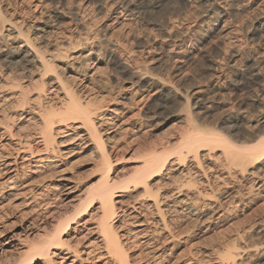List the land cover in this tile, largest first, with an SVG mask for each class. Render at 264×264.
I'll list each match as a JSON object with an SVG mask.
<instances>
[{
    "label": "bare ground",
    "instance_id": "obj_1",
    "mask_svg": "<svg viewBox=\"0 0 264 264\" xmlns=\"http://www.w3.org/2000/svg\"><path fill=\"white\" fill-rule=\"evenodd\" d=\"M9 1L12 7L7 8ZM63 1L0 0V144L12 142L7 151H2L0 145V176L5 179L0 182V198L4 196L3 201L7 202L0 203V211L13 199L21 201L12 204L15 212L32 203L38 209L52 208L58 200L45 193V189L38 190L36 197H26L24 192L30 185L18 190L16 175L23 166L31 165L37 184L57 177L59 182L53 185L55 195L63 197V209L46 226V223L39 226L41 219L34 214L35 208L32 211L30 207L29 214L24 213L28 209L22 212L32 217L25 220L20 210V219L24 220L6 233L8 224L0 212V264H76L81 262V254L85 261L102 258L103 264H131L124 245L134 239H139L142 245L154 243L150 247V252L153 251L150 264H178L183 255L175 254L181 248L184 252L183 239L195 242H188L190 247L225 225L224 233L220 230V234L219 231L211 234L217 239L214 245L210 242L213 246L209 244L211 247L205 253L213 257L212 264H264V68L256 64L259 53L247 59L256 61L254 69L247 67V71H239L231 87H218L217 92L220 97L239 92L242 97L238 105L253 108L256 118L249 112L233 110L234 105L230 107L223 100L206 106L196 97L194 100L200 102L191 103L186 93L182 99L187 127L157 144L142 141L135 151L137 166L126 171L121 167L124 160L120 162L121 158L113 155L114 147L108 145L104 133H122L127 147L147 134L148 126L144 118H135L136 112L122 126L123 120L119 123L116 119L133 101L138 91L132 88L134 83L127 81L126 87L116 81L107 89L104 80L108 77L103 80L108 63L114 70L128 73L117 59L107 63L105 47L114 55L119 54L124 46L114 38L130 34L126 29V23L132 20L129 17L140 11L151 12L164 1L170 2L166 5L170 12L162 22L156 23V17L151 28L160 27L168 40L174 38L166 45L170 52L173 50L172 59L176 63L186 65L198 56L202 45L216 44L222 56L220 61L204 58L212 74L221 71L222 61L226 59L242 69L246 66L243 55L239 54L243 38L230 21L231 11L254 14L253 29H263L264 0H76L69 8V15L64 11ZM87 9L93 14L105 11L106 21L99 29L84 18ZM65 18L68 25L63 27L61 21ZM149 50L141 52L149 55ZM152 60L146 58L147 65L144 62L143 65L148 67ZM145 66L131 68L134 71L131 75L147 78L153 70ZM213 107L220 109L218 117L212 116L220 129L196 121L200 112L206 114ZM178 115L167 117L155 129ZM57 136L60 142L55 140ZM62 140L67 144L77 141L96 156V182L88 186L85 183V189L74 197H71L74 187L69 186L71 179L66 177L58 159L61 151L57 147L62 146ZM127 224L131 228L119 233ZM83 233H93L96 245L84 241Z\"/></svg>",
    "mask_w": 264,
    "mask_h": 264
},
{
    "label": "rangeland",
    "instance_id": "obj_2",
    "mask_svg": "<svg viewBox=\"0 0 264 264\" xmlns=\"http://www.w3.org/2000/svg\"><path fill=\"white\" fill-rule=\"evenodd\" d=\"M64 1H63V8H64V11H67L66 13L68 14V11H69V8L71 7V5H73V3L77 2L78 0L77 1L76 0H68L69 2L67 0H64ZM93 1H97V0H93ZM113 1H115V0H113ZM4 2H5V0H4ZM6 2H7V0H6ZM66 2H68V3H66ZM164 2L161 3L160 7L156 8V9H153L151 12H149V10L144 11L146 13H143V11H140L141 13H139V14H135V15L130 16V17L128 16L129 18L132 19L130 21V23H128V22L126 23L128 25V26L126 25V27H127L126 29H128L130 31V34L129 35L127 34L126 37L124 35H123L124 37L123 36L122 37H118L119 39L118 38L117 39L114 38L116 41H118V40L121 41V42L118 41L120 46H122V47L124 46L123 48H121L124 53H122L121 52L122 50H120V53L123 56L121 55V57H119L120 53L119 54L116 53L114 55L111 52V50H109V47L106 46L108 48V49H106V47L103 44V46L106 49V51L104 49V52L106 53V54L104 53V55H105L106 60L108 59L107 63H108L109 60H114L115 59V61H116V59H117L118 64L119 65H123L125 67V68L124 67H121V68H124L130 74L129 75L128 73L127 74L125 73V75H124V73H121L119 71L114 70L113 66L108 63V65H110V66L107 65L109 68H107L106 71H108V72H107L106 75H104L105 77H103V80L106 77H108V78L105 79L106 81L104 80V82L106 83L105 85L103 83L104 87H106L107 89H110V88H112L113 85L116 84V81H117V83L119 85H121V83H124L122 85H125L127 87V86H129L128 83H130L132 81V83H134L132 88H134L135 90H138L136 95L133 97L134 99H132L133 101H131V104L129 103L128 106H125L126 109H124V111L121 112L122 114L120 113L118 115L119 118L118 117L116 118L117 121L120 120L119 123H121L122 120H123V123L120 124V126H122L124 124V122L126 123L125 119H127L128 116H130L131 114H135V112H136V114L134 115L135 118H136V116H137V119H139V118L143 119L144 118V122H146L145 125L148 126V128H146V130H145V131H147L146 133L148 135L144 134V136L136 139L139 142L138 141H136V142L133 141V142L128 143L127 147H125L126 146V143H125L126 142V138H125L126 136H124L122 133H120L118 131L112 132L110 134H109L108 131L104 133L105 134V138L108 137V143H109L108 145H110V146L113 145V147H114L113 148L114 149V154L113 155L116 156L117 158L118 157L121 158V159H118V161L121 162L122 159H123L124 162L126 163V165H125V163L121 164V167L123 168V170L125 169V171H126V169L130 170L132 167H136L137 166V162H136L137 161V159H136L137 157L136 156L138 155L137 154L138 152H135V151L139 150L137 148L140 147V145H142V144H140V143H142V141L144 143H146V144L148 142L151 143V144H157V143L162 142V141L166 140L167 138L171 137V135L172 136H174V134L178 135V133H180L183 130V128L185 129L187 127L186 126L187 125L186 121H184L185 119H183L184 118L183 117L184 116L183 112H184L185 106H183L184 105V101L182 99V98H184V94H186V93L190 96V99H192L191 103H194V102L197 101V100H194V98H196V97H198L199 100L204 102L203 104H206V106H209L211 104H213V106H214L215 101L216 102H220L221 100H223V102H225V104L228 105V106L230 105V107H231V105L232 106L234 105L233 110L235 109V111L239 110V111L249 112V115L253 116V118H256V116H257V114L254 113L255 111L253 110V108H251L249 106H242L241 107L240 105H238L239 104V102H238L239 98L242 97V96L240 97L241 94H239V92H235L234 91L229 96L228 95H225V97L221 96L223 99L220 97V95L217 94L219 88L231 87L230 85L234 84L233 83V79L235 80L238 77V74L240 73L239 71L242 70V72H245V71L248 70L249 67H252L251 69H254L253 65H254V63L256 61L253 63V61H248L247 60V59L251 58L250 57L251 55H253V54L258 52L259 55H256L257 58L255 57L257 59V63L256 64L259 63L258 65H260V67L264 68V53H263V48H264V45H263L264 44V40H263V38H264V28L263 29H261V28L258 29V28L255 27L253 29L254 14L249 13V12H243L245 14L241 13L242 15H244V16H242L241 14H236L234 11H231L232 14H231L230 21L232 22V25L237 26L236 28L239 29V32L242 35L241 37L243 38L241 40L242 41L241 42L242 45L240 44L241 49L239 51V54L243 55L242 58L244 57L245 60L242 59V62H244V64L246 66L241 69V68L237 67L236 64L234 65L233 62L229 63L227 61L228 59H226L225 61H222L223 63L221 64V68H222L221 71L214 75V73L212 74L208 70V68L205 66L206 65V61L205 60L211 58V59H216V60L220 61L222 56H221V53L218 51L219 47L216 44H205V45H202L200 47V49H201L199 51L200 53L199 52L197 53L198 56L192 61L193 63L192 62H188L186 65H185V63L183 65V64L176 63L174 61V59H172V58L175 57V55L173 53V50H171V52H170V49H169V47L167 45L170 44V41L173 40L174 38L171 39V40H168L164 36L165 34H163L164 31L160 30L161 29L160 27L151 28L152 27V23L154 22V19L156 17L158 18V19L156 18L157 20L155 19L156 23H159V21L162 22L163 19H166V17H167L166 15H168V13L170 12L169 10L167 11L168 8H166L167 3H170V2H166V1H164ZM7 3H9L8 7H7V5H8ZM7 3L4 4L7 8L12 7L10 1L7 2ZM65 8H67L68 10L67 9L65 10ZM52 9L54 10V8H52V6L49 7V10L52 11ZM88 10L89 9H87V11ZM87 11H85L86 15L85 14H84L85 16L83 15L84 18L85 19L88 18L86 20H88V21L90 20L89 23L91 21L93 23L96 21L94 24L91 22V26L92 27L94 26L96 29H99V26L101 27V24H103L106 21V19H105L106 18L105 11H103V13L100 12V14H99V12L93 14V13H91L90 10H89V12H87ZM181 12H183V10H181ZM181 12H178V14H179V16L183 17V15L180 14ZM143 14H145V15H143ZM164 14H165V16H164ZM68 15H67V18L69 17ZM236 15H238L239 17L236 16ZM161 16H163V17H161ZM96 17H97V19H96ZM103 17H105V18H103ZM67 18H65V19H63L61 21L63 27H66L68 25L67 24L68 23V19ZM135 20H136V22H135ZM61 22H60V24H61ZM100 22H102V23H100ZM151 29H153V30H151ZM154 29H157V30H154ZM158 31H160L162 33V35L159 34ZM125 38H127V40ZM194 39H196V38H194ZM191 40H193V38ZM243 40H245V41L243 42ZM193 42H191V43H193ZM188 45H190V43ZM144 47H146V48H144ZM203 47H205V48H203ZM143 49H145V50H149L150 49L148 51L149 55L144 53L145 51L141 52V50H143ZM216 49H217V51H216ZM124 50H126V51H124ZM227 51H229V50H227ZM202 54H203V56H201ZM248 54H249V56H248ZM149 56L154 59L151 62L152 63L154 61L155 62L153 64L149 62L150 64H148L149 66L147 67V66H145V65H147L145 63V60H146V58L151 59ZM122 57H123L124 60L121 59ZM110 58H112V59H110ZM125 58H130V59L128 61V59H125ZM204 58H205V60H204ZM120 60H122V61H120ZM163 61H165L166 63H164ZM143 62L145 63V65H143ZM189 63H192V64H189ZM238 64L239 63L237 62V65ZM130 65H131V67L129 69ZM141 65L143 67L145 66L146 68H151L150 71L153 70L152 71L153 73L150 72L149 76L147 78H142L143 80L138 75L137 76L136 75L133 76L134 75L133 74L134 71H131L133 68H141ZM237 68L240 69V70H238ZM103 69L105 71V68H103ZM151 73L154 76H151L152 75ZM131 74H133V75H131ZM219 74H221V75H219ZM222 76H225V79H224V77L222 78ZM127 77H128V80L126 79ZM134 77H136V78H134ZM219 80H220V82H217ZM127 81H128V83H127ZM221 81H224V82L221 83ZM216 83H218L217 84L218 86L216 85ZM161 84H163V85H161ZM174 86H175V88H173ZM161 87H163V90H162ZM174 89L175 90L178 89L179 91L178 90L175 91ZM199 100L197 102H200ZM212 101H213V103H211ZM226 102L229 103V104H227ZM159 104H161V105L163 104L164 107L163 108H159V106H158ZM213 109H215V110H213ZM180 110H182V111H180ZM219 110L220 109L216 110V108L213 107L212 109L207 110L206 114L205 113L203 114L202 112H200L202 114L199 113L197 115V118H196V121H198L197 123L198 124H202L203 123L205 125L209 124L210 127L213 126V127H216V128L220 129L221 126H219V124H218L219 122L218 121H214V119L212 117V116H215L214 118L218 117L220 115V111ZM194 112H197V111L194 110ZM176 114L177 115L179 114L178 115L179 117L177 119H174V120L168 122L166 125L162 126L158 130L155 129V127L157 128V126L161 125V122H163L167 117H169L171 115H176ZM199 120H200V122H199ZM119 123L117 122V124H119ZM150 125H151V128H150ZM163 133H165V134H163ZM58 137L59 136H57L55 138V140L57 142H60L59 139H61V138H58ZM145 137H146V139H145ZM147 137H148V139H147ZM123 138L125 139V141H124ZM143 138H144V140H143ZM145 140L148 141V142H145ZM63 141L64 140H62V146L60 145V146L57 147L63 153L62 154L60 152V155H59L60 157L58 156V159L60 160L61 165H63V169H65L64 171H66V172H64V173H66L65 174L66 177L71 179L70 181L72 183L70 182L69 186L74 187V190H72L73 192L71 194V197H74V196L78 195L79 193H81V192H79L80 190L83 191V189H85L86 186L91 185V184L96 182V179H97L96 178L97 177L96 174H98V173H96L97 169H96L95 164H94L95 163L94 160L96 159L95 158L96 156H95V154L93 155V153L92 154L90 153V148H82L84 145L82 144L83 145L82 146L81 143H79L77 141H73V142L70 141L72 143L69 142V144H67L68 142L65 143V141H64V144H63ZM11 144H12V142H8L7 143L5 141H1L0 145H1L2 151H7V149L12 147ZM158 151H161V150H158ZM132 155H134L135 157H133ZM113 159H115V157ZM125 160H127L128 162L125 161ZM31 169H32V167H31V165H29V166H23L22 169H19L17 171V175H16V185L18 184L17 185V189L20 190V188L22 189V186L25 187L26 185H30V187L29 186L25 187L26 189L28 187L30 188L29 190L27 189L28 192H26L27 190H25V192H24V193H26V197L27 196L36 197L37 196L36 194L38 193V190L40 191L42 189H45V193H50L51 196L52 195L54 196V197H52V198H54V200L55 199H58V200L54 201L52 208L41 207V208L38 209L39 206L38 207H34L35 204L32 203L31 206L30 205L29 206H25L24 205L23 207H25V208L21 207V208H19V210L17 209L18 210L17 212H15L16 210L13 209L12 204L13 205L14 204H18L21 201L20 202L19 201L15 202L14 199L12 201L10 200L9 206H5L3 208V210L0 211V212L3 213V215L5 217L4 219H5L6 224H8L7 227H6V229H7L6 233H8V231L10 230V228L13 225H19L20 221H22L24 219L26 220L29 217L30 218L32 217L31 214H30V216L28 215V217H27V215H25L26 213H28L30 207L31 208L33 207L32 211H33L34 208L36 209V210L34 209V211H33L34 214L36 213L38 215L39 214L41 215V216L37 215V217L39 219H41V220L37 219L38 223L42 222V223L39 224V226L41 224L44 225L45 223H46L45 226L48 225L50 223V221H51L52 216L53 215L54 216L57 215L63 209L62 208L63 206L61 204V200L63 199V197L55 195V194H57V191L54 190L55 188L53 186V185H55V184H57L59 182V179H57V177H54V178H51V179H46V180H44V181H42V182L37 184V183H35V179H34L35 176L31 174ZM28 170H30V171H28ZM94 170H96V171H94ZM3 180H5L4 177L0 176V182H3ZM30 181L32 182V184H31ZM80 183H82V184H80ZM85 183H87L86 186H84ZM79 184H80V186H77ZM76 189H77V191H76ZM29 191H31V193ZM2 198H0V201H2L0 203L6 204L7 202L3 201L5 199L4 196H2ZM8 199H10V197ZM55 203H58V204H55ZM63 203H65V202H63ZM33 204H34V206H33ZM22 209H26V210L28 209V210L26 212H24L25 213L24 214L22 212L24 210H22ZM20 210L25 215L24 219L21 218L22 220L20 219V216H21ZM49 214H52L51 217L49 216ZM228 214H231V213L229 212ZM47 215H48V217H47ZM121 217H122L121 214H119L118 219L121 220L122 219ZM33 218H35V217H33ZM117 224H118V222H117ZM126 226L127 227L122 228V231L119 232V233L122 234L123 232H126L127 229H129V227L131 228L130 224H127ZM92 227H93V225L89 226V228H92ZM226 227H227L226 225L218 227L217 228L218 230L211 231L208 235L205 236L206 238L204 237L203 240H200L198 242V244H196V245L194 244L193 246H190V247H189V244L187 245L189 240L186 241L185 239H183L182 242L185 245V246L183 245V247L185 248L184 252H182L183 249L181 248L180 251H178L175 254V256L178 255V257L181 254L183 255V257H181V259L179 260L178 264H212L213 257L208 255L207 253H205V252H207L208 249H210L211 246H213L215 244V241L217 239V238H214V237H216V235L213 236L211 234H212V232H215L217 234L216 231H219L218 232L219 234L221 232L224 233ZM220 230H222V231L220 232ZM215 233H213V234H215ZM83 234L85 235V233H83ZM207 236H208V238H207ZM212 236H213V238H212ZM95 238H96V236L93 235V233L92 234L87 233L83 237V240L84 241L88 240L89 242H91V246L92 245L95 246L96 245L95 244L96 243ZM213 239H215V240H213ZM218 241L221 242L222 239H221V241H220V239H218ZM139 242H140L139 239L138 240L134 239V241H132V240L130 241L129 240V242L126 241L124 247L127 249V252H128L127 253L128 258H129L128 261L131 264H150L151 263L150 257L153 255V251H151L152 254L150 252V247L152 248L154 243L152 244L151 243L152 241H150L149 244L147 243V244L142 245V244H139ZM210 242H212L211 244H213V245H211ZM82 243L77 246L78 250L82 248V247H80L82 245ZM189 243L193 244L195 242L192 241V242H189ZM185 250H186V252H185ZM8 251L10 252V251H12V249L9 248ZM81 257H82L81 262H77L76 264H88V263L89 264H93V263L94 264H103V259L102 258H99V259L97 258L96 261L94 260V261L90 262V260H86L85 261V256H83L82 254H81ZM191 257L193 258L192 260L190 259ZM105 264H112V263L106 262Z\"/></svg>",
    "mask_w": 264,
    "mask_h": 264
}]
</instances>
